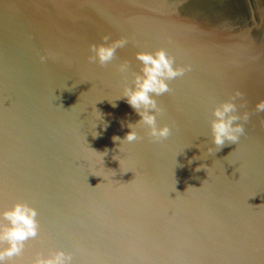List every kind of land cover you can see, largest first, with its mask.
<instances>
[{"label":"water","instance_id":"95a60500","mask_svg":"<svg viewBox=\"0 0 264 264\" xmlns=\"http://www.w3.org/2000/svg\"><path fill=\"white\" fill-rule=\"evenodd\" d=\"M121 37L108 65L89 59ZM158 48L188 69L156 98L170 135L140 125L120 143L140 117L111 101ZM236 90L249 119L218 150L213 109ZM261 100L264 0H0V207L27 201L40 224L10 264L53 248L73 264H264Z\"/></svg>","mask_w":264,"mask_h":264},{"label":"clouds","instance_id":"9594fccd","mask_svg":"<svg viewBox=\"0 0 264 264\" xmlns=\"http://www.w3.org/2000/svg\"><path fill=\"white\" fill-rule=\"evenodd\" d=\"M103 40L109 41L110 37L105 35ZM127 44L126 37L112 40L110 43L93 44L89 59L102 66L108 65L116 56L117 49ZM136 60L140 62V69L133 73L132 83L124 84L121 94L114 102L111 101L113 106H116L117 100H124L140 117L134 123H127L129 131L123 138L113 137L120 143L135 142L139 138L140 125L146 128L148 135L154 140H161L170 135L171 128L168 124H158L157 113L161 109L156 98L169 91V81L183 76L188 70L186 67L177 66L174 57L170 56L165 48L138 51ZM118 71L126 75L129 72V63H120ZM242 95L241 91L236 90L230 99L216 104L213 109L212 143L218 150L226 142L237 143L245 132L244 123L241 121H247L249 113L244 112L241 115L236 103L237 98ZM256 112H264V100L257 102ZM209 151L211 152V149ZM39 231L38 210L27 201L17 200L11 207H0V264H10L14 257L20 256L26 241L37 237ZM31 264H73V254L63 248H53L46 254L37 253Z\"/></svg>","mask_w":264,"mask_h":264}]
</instances>
